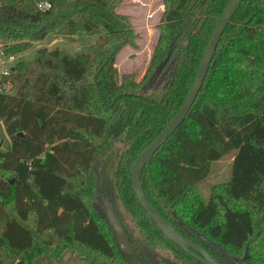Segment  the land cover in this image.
Listing matches in <instances>:
<instances>
[{
  "label": "trees",
  "instance_id": "1",
  "mask_svg": "<svg viewBox=\"0 0 264 264\" xmlns=\"http://www.w3.org/2000/svg\"><path fill=\"white\" fill-rule=\"evenodd\" d=\"M23 1L0 0V54L15 57L50 34L98 39L74 54L40 48L1 76L0 122L12 146L0 150V264L51 263L68 250L85 264H204L141 208L132 169L181 106L230 0H163L141 79L117 78L121 50L140 48L120 10L127 0H49V10L32 12ZM228 156L229 181L205 201L199 184ZM142 182L160 214L222 264H264V0L238 8L187 118ZM105 199L131 235L132 256L103 218Z\"/></svg>",
  "mask_w": 264,
  "mask_h": 264
},
{
  "label": "rangeland",
  "instance_id": "2",
  "mask_svg": "<svg viewBox=\"0 0 264 264\" xmlns=\"http://www.w3.org/2000/svg\"><path fill=\"white\" fill-rule=\"evenodd\" d=\"M9 4H16L18 0H7ZM163 0H140L135 2L127 0L120 9L122 12L132 16L135 27L140 35L139 49H133L127 45L122 49L118 58L117 78L120 79L123 73L136 72L140 79L145 73L154 47L158 40L157 24L161 19L163 12ZM22 9L32 12L36 9V0H24ZM98 39L97 35H89L85 32H79L75 41L67 39L55 38L52 34L43 40L36 42L29 50L20 53L14 59L17 61H34L38 56L40 48L56 49L59 48L68 53L86 52L87 49ZM4 64L0 63V80L3 69H12L13 60L2 57ZM11 142L6 133L5 127L0 122V150L8 151L11 149ZM233 157L228 156L220 161L213 162L210 175L199 184V192L205 201H208L213 186L229 181L232 173ZM45 264H85L79 254L72 251H66L59 261L46 262Z\"/></svg>",
  "mask_w": 264,
  "mask_h": 264
},
{
  "label": "water",
  "instance_id": "3",
  "mask_svg": "<svg viewBox=\"0 0 264 264\" xmlns=\"http://www.w3.org/2000/svg\"><path fill=\"white\" fill-rule=\"evenodd\" d=\"M243 2L244 0H230L225 11L221 15L215 26L195 79L192 82V85L187 95L185 96L181 106L179 107L173 118L168 121L163 131L138 156L132 169V188L137 202L141 206V208L148 214V216L151 218L156 227L163 233V235H165L176 246L180 247L193 258L204 264L222 263L217 260L205 247L194 243L185 235H183L151 204L144 191L142 173L144 169L151 163L157 151L168 141V139L176 132V130L187 118L190 109L195 103L204 85L220 40L226 28L231 23L234 14ZM19 135L24 136L23 133H20ZM103 218L105 219L109 229L113 232L115 243L118 246L119 250L127 256L134 255V249L131 243V235L129 234L121 219L119 218L117 212L115 211L113 203L108 199L104 200ZM185 227L187 228V226ZM202 239L208 247L214 249L219 254L224 255V257L228 261H230V258L225 255L223 249L204 237H202Z\"/></svg>",
  "mask_w": 264,
  "mask_h": 264
},
{
  "label": "built area",
  "instance_id": "4",
  "mask_svg": "<svg viewBox=\"0 0 264 264\" xmlns=\"http://www.w3.org/2000/svg\"><path fill=\"white\" fill-rule=\"evenodd\" d=\"M51 7H52V3L49 0L36 1V10L46 11V10H49ZM2 57L9 58L10 60L13 58V57H7L3 53H1L0 54V63H1V65L4 64V61H3ZM10 72H11V70L3 69L2 70V75L3 76H7V75L10 74Z\"/></svg>",
  "mask_w": 264,
  "mask_h": 264
},
{
  "label": "crops",
  "instance_id": "5",
  "mask_svg": "<svg viewBox=\"0 0 264 264\" xmlns=\"http://www.w3.org/2000/svg\"><path fill=\"white\" fill-rule=\"evenodd\" d=\"M133 1H135V2H138V1H140V0H133ZM127 46H125V48H126ZM124 48V49H125ZM126 49H129V48H126ZM121 52H122V50H121ZM120 52V53H121ZM120 53H119V55H118V58H119V56H120ZM16 57V56H15ZM15 57H13L11 60H13L14 62H13V65L16 63V60L14 59ZM118 58H117V60H118ZM151 60V59H150ZM17 62H19V61H17ZM118 62V61H117ZM12 65V66H13ZM116 66H117V68H118V64H116ZM117 71H118V69H117Z\"/></svg>",
  "mask_w": 264,
  "mask_h": 264
}]
</instances>
